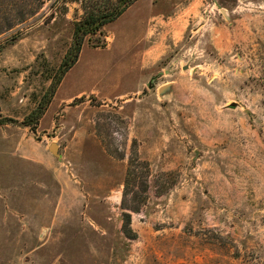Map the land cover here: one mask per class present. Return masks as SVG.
<instances>
[{
	"label": "rangeland",
	"instance_id": "obj_1",
	"mask_svg": "<svg viewBox=\"0 0 264 264\" xmlns=\"http://www.w3.org/2000/svg\"><path fill=\"white\" fill-rule=\"evenodd\" d=\"M114 2L0 0V168L66 172L29 187L50 204L0 228V264H264V0H138L52 97L75 23ZM135 139L150 189L130 239Z\"/></svg>",
	"mask_w": 264,
	"mask_h": 264
},
{
	"label": "trees",
	"instance_id": "obj_2",
	"mask_svg": "<svg viewBox=\"0 0 264 264\" xmlns=\"http://www.w3.org/2000/svg\"><path fill=\"white\" fill-rule=\"evenodd\" d=\"M138 0H116L114 3L100 5L99 8L91 7L87 15L80 21L75 23L74 35L72 44L60 66L58 71V79L51 88V95L55 94L57 85H59L64 76L76 65L79 61L80 54L87 36L96 35L103 32V27L111 22L119 19L127 9ZM51 99V98H50ZM44 110L42 109L41 113ZM32 117V116H31ZM6 121L14 122L12 119L0 120V125ZM32 123L27 122V125ZM33 130H35L33 128ZM133 152L129 161V169L124 183L122 207L123 212V227L122 231L130 239H136L137 234L132 228V213L139 212L142 206L146 203L150 185L148 182L150 175V163L143 160L137 150V140H133ZM144 170H142V168ZM140 167V168H138ZM129 195L131 199L128 200ZM130 201L131 204H128Z\"/></svg>",
	"mask_w": 264,
	"mask_h": 264
},
{
	"label": "crops",
	"instance_id": "obj_3",
	"mask_svg": "<svg viewBox=\"0 0 264 264\" xmlns=\"http://www.w3.org/2000/svg\"><path fill=\"white\" fill-rule=\"evenodd\" d=\"M59 95V94H58ZM58 95H56L55 100L53 101L52 104H54V102H57L58 100L64 102H68L70 101V97H66L64 98V96H62L60 99L58 98ZM3 170V173L5 174V177H2L0 179V186H4V185H11L14 184L16 186L15 191H14V187L7 189V187L2 190L4 192H2L1 194V199L4 200V205H5V209H7L10 212L4 213L3 216L1 217L0 215V228L2 230H4L5 234L7 235V231H8V226L10 225V221L15 220L16 217H19V220L21 222H23L22 220H24L22 217H27V216H33L36 215L38 216L37 218H39L40 215V207L45 205L47 206L48 204H50V202H46V201H42L43 205L41 203V198H40V192H43L40 189H33L32 190L29 188L31 186H33V184L39 185L40 183H42L41 180H44L45 178L40 177V174H47L48 175V182H44L45 184H51V183H55L56 181H58L61 185H64L65 181H66V172L63 168L61 167H48V166H35V167H29V168H9L6 167L3 169L0 168V170ZM18 186V188H17ZM6 191V194H4ZM13 192V198L14 200L9 201L8 196H10L9 194H7L8 192ZM3 196V197H2ZM35 201V202H32ZM34 204V205H33ZM51 206L52 209L47 210V213H45V217L46 215H54L55 213V209H54V202H51ZM52 212V213H50ZM25 215V216H24ZM43 215V216H44Z\"/></svg>",
	"mask_w": 264,
	"mask_h": 264
},
{
	"label": "water",
	"instance_id": "obj_4",
	"mask_svg": "<svg viewBox=\"0 0 264 264\" xmlns=\"http://www.w3.org/2000/svg\"><path fill=\"white\" fill-rule=\"evenodd\" d=\"M167 87L163 88V90H165ZM50 150L55 154V155H58V146L56 144H52L51 147H50Z\"/></svg>",
	"mask_w": 264,
	"mask_h": 264
}]
</instances>
